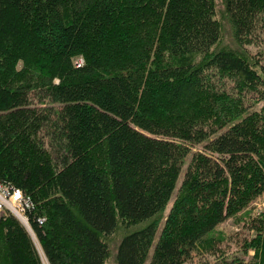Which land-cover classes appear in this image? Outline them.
Returning <instances> with one entry per match:
<instances>
[{
	"label": "trees",
	"instance_id": "obj_1",
	"mask_svg": "<svg viewBox=\"0 0 264 264\" xmlns=\"http://www.w3.org/2000/svg\"><path fill=\"white\" fill-rule=\"evenodd\" d=\"M222 4L241 51L215 0H0V182L43 254L2 213L0 264H106L119 225L115 264H189L264 191V0Z\"/></svg>",
	"mask_w": 264,
	"mask_h": 264
},
{
	"label": "rangeland",
	"instance_id": "obj_2",
	"mask_svg": "<svg viewBox=\"0 0 264 264\" xmlns=\"http://www.w3.org/2000/svg\"><path fill=\"white\" fill-rule=\"evenodd\" d=\"M215 3V15L220 24V36L213 49L231 48L241 51L242 48L237 44L233 36V29L230 21L224 12L222 0H215ZM247 47L249 50H251V52L258 51L260 50V48H264V41L260 44L253 43L251 45H248ZM78 61L81 62L82 58H78L77 62ZM194 149H199L198 145H196ZM189 161L190 156H188L184 160V165L182 167L183 169L187 166ZM183 169L181 170L180 176L177 179L175 186L176 190L180 185ZM174 197L175 195H172L170 200L160 212L157 222V231L160 230L164 220V216L167 214ZM7 212L10 211H0V214ZM263 213L264 191L251 199L235 215L218 223L214 227V229L205 234V236H203L195 245V249L192 252L194 256L189 264H264V243H262L261 241H257L255 238L253 239V243L251 242V239L254 237V235L256 236L258 235V233L259 235H261V233L263 232L262 236H264V227L257 232L254 229L249 228V226L256 222L252 221L253 219L257 220L259 218H264ZM18 219L20 220V218ZM25 227L29 231L31 237L34 239L35 244H37L36 246L38 250H40L35 234L31 229L29 230V226H27L26 224ZM123 232V228L119 225L118 231L107 239L110 247V256L106 260V264H115L113 252L116 247L118 238L122 235ZM156 238L157 233L155 234V240ZM256 241L259 243L255 244ZM151 250L152 248H150V250L148 251L144 264L147 263L148 256H150L151 254ZM42 259L43 261L45 260L44 258ZM226 259L227 262L225 261ZM45 264L48 263L45 262Z\"/></svg>",
	"mask_w": 264,
	"mask_h": 264
},
{
	"label": "built area",
	"instance_id": "obj_3",
	"mask_svg": "<svg viewBox=\"0 0 264 264\" xmlns=\"http://www.w3.org/2000/svg\"><path fill=\"white\" fill-rule=\"evenodd\" d=\"M81 62L78 61L77 65ZM33 207V200L18 187H11L0 182V211L7 210L29 226L27 211ZM44 218H39L41 223ZM30 229V226L28 227ZM45 264V262L43 261ZM47 263V262H46Z\"/></svg>",
	"mask_w": 264,
	"mask_h": 264
},
{
	"label": "bare ground",
	"instance_id": "obj_4",
	"mask_svg": "<svg viewBox=\"0 0 264 264\" xmlns=\"http://www.w3.org/2000/svg\"><path fill=\"white\" fill-rule=\"evenodd\" d=\"M30 230V229H29ZM31 233H32V231H31ZM34 235V234H33ZM35 242V241H34ZM37 245V244H36ZM38 249V248H37ZM42 250H39V253L41 254V256L43 255L42 254V252H41ZM42 258V257H41ZM45 262H46V260H44Z\"/></svg>",
	"mask_w": 264,
	"mask_h": 264
}]
</instances>
